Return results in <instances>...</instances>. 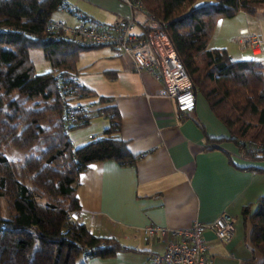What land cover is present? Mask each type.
Returning a JSON list of instances; mask_svg holds the SVG:
<instances>
[{
	"label": "trees",
	"instance_id": "obj_1",
	"mask_svg": "<svg viewBox=\"0 0 264 264\" xmlns=\"http://www.w3.org/2000/svg\"><path fill=\"white\" fill-rule=\"evenodd\" d=\"M196 1L141 0L146 14L163 25L193 92L205 97L227 127L229 136L206 140L232 141L242 156L264 160V65L254 58L232 59L224 48L208 47L217 17H231L239 10L253 15L264 8V0H205L192 7ZM63 2L0 0V198L8 210L7 216L0 215V264H85L89 257H111L126 249L116 239L94 235L85 224L68 218L79 211L73 183L80 171L94 161L128 164L136 157L117 135L119 117L113 107H103L109 122L103 136L73 146L67 134L94 114L70 106L72 99L91 91L79 82L60 91L56 82L69 74L76 79L79 52L100 45L83 46L46 31L47 21ZM30 49H40L50 69L36 73ZM69 106L74 122L64 128ZM248 140L259 147L251 149ZM6 146L28 152L21 165L6 157ZM241 213L250 218V241L263 256L258 264H264V194Z\"/></svg>",
	"mask_w": 264,
	"mask_h": 264
},
{
	"label": "crops",
	"instance_id": "obj_2",
	"mask_svg": "<svg viewBox=\"0 0 264 264\" xmlns=\"http://www.w3.org/2000/svg\"><path fill=\"white\" fill-rule=\"evenodd\" d=\"M65 1L90 22L114 26L133 18L135 32L145 30L146 14L131 8L125 0ZM257 14L263 16L264 8L251 16ZM54 19L71 26L78 22L59 9L53 13L51 20ZM241 29L258 37L246 26L238 32ZM211 39L208 47L215 48ZM259 39L260 53H253L244 43L241 54L229 56L258 60L264 51V38ZM244 51H249L248 57ZM76 76L91 94L70 103L82 104L94 114L79 126L83 129L68 130L73 146L105 134L109 122L103 107L110 106L119 117L118 137L136 157L134 163L128 164L114 159L91 162L73 183L79 204L77 221L85 224L90 233L112 237L126 248L111 257H89L85 264H151L150 254L161 253L169 236L155 234L145 240L141 235L144 227L185 229L195 220L208 222L223 212L232 219V235L224 242L212 231L204 232L209 264L260 263L263 256L250 241V218H243L241 210L254 205L264 194V172L246 169H264V160L242 156L232 141L206 140L208 136L227 137L229 132L205 97L195 92V109L178 118L173 100L157 94L161 80L135 69L128 54L108 45L81 50ZM100 97L105 101H99ZM100 115L103 117H97Z\"/></svg>",
	"mask_w": 264,
	"mask_h": 264
},
{
	"label": "built area",
	"instance_id": "obj_3",
	"mask_svg": "<svg viewBox=\"0 0 264 264\" xmlns=\"http://www.w3.org/2000/svg\"><path fill=\"white\" fill-rule=\"evenodd\" d=\"M133 9L146 14V9L141 0H125ZM59 10H64L72 15L78 22L69 25L62 19L48 20L46 31L57 34L59 37L72 39L83 46L108 45L111 48L128 54L132 65L137 70H144L154 78L161 80L162 87L158 95L171 98L174 102L177 117L181 118L193 112L195 109V94L191 79L186 69L174 50L163 25L158 23L151 15L146 14L145 30L142 33L135 32L133 18L123 20L114 26H108L100 22H90L77 10L63 2L58 5ZM31 38L33 34H28ZM239 43H248L253 53L261 51L262 41L252 36L245 29L240 30L237 37ZM79 81L74 75H67L63 80L58 79L56 87L60 90L70 89ZM80 111H85L82 104H71ZM66 108L63 127L74 122V111ZM251 149H257L258 143L246 141ZM78 214L70 212L68 218L77 220ZM210 230L221 241L231 238L233 226L229 214L220 213L213 220L203 222L195 220L189 228L173 229L167 231L163 227L147 225L142 229V238L149 239L155 234H168V241L161 253H152L149 256L151 264H209L207 257V245L204 232Z\"/></svg>",
	"mask_w": 264,
	"mask_h": 264
},
{
	"label": "rangeland",
	"instance_id": "obj_4",
	"mask_svg": "<svg viewBox=\"0 0 264 264\" xmlns=\"http://www.w3.org/2000/svg\"><path fill=\"white\" fill-rule=\"evenodd\" d=\"M243 26H246L251 32L256 33L259 38H264V15L260 16V14H257L251 16L244 14L243 12H239L231 17L220 16L216 18L215 26L210 36V39L212 37L210 44H214L215 47L219 46L221 48H226V50H228V55L230 54L233 57H235L237 54H241L240 49L241 46L244 45L243 43H239L237 41V37L240 35V31L238 32V29ZM244 52V54H246L244 56L248 57L249 51ZM29 57L33 61L34 70L36 73H41L49 69L50 65L40 49H30ZM257 59L258 61L261 60L264 62V51L257 57ZM97 117H103V115ZM70 129L79 130L83 128L78 126ZM3 150L6 157L12 160L17 166L21 165L25 157L28 155L27 151L15 148L13 146L3 147ZM0 215H8L7 203L4 198H0Z\"/></svg>",
	"mask_w": 264,
	"mask_h": 264
},
{
	"label": "water",
	"instance_id": "obj_5",
	"mask_svg": "<svg viewBox=\"0 0 264 264\" xmlns=\"http://www.w3.org/2000/svg\"><path fill=\"white\" fill-rule=\"evenodd\" d=\"M204 3H205V0H198L192 5V7H197V6H200Z\"/></svg>",
	"mask_w": 264,
	"mask_h": 264
}]
</instances>
